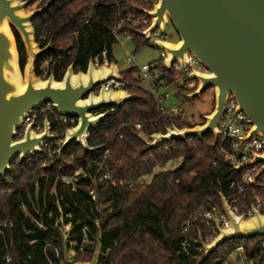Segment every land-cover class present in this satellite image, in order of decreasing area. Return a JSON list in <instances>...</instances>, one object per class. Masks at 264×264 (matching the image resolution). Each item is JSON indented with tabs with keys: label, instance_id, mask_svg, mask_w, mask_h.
Segmentation results:
<instances>
[{
	"label": "trees",
	"instance_id": "trees-1",
	"mask_svg": "<svg viewBox=\"0 0 264 264\" xmlns=\"http://www.w3.org/2000/svg\"><path fill=\"white\" fill-rule=\"evenodd\" d=\"M21 1L28 2L26 11L52 2L32 22L39 47L51 43V49L36 61L34 72L43 80L53 75L56 81L62 80L72 63L74 73L85 72L89 61L104 49L107 61L114 62L113 47L117 40L111 36L113 28L121 18L142 16L141 10L149 8L143 0ZM13 32L23 70L25 49L19 35ZM125 32L133 36L137 49L146 44L140 31L131 25L122 26L120 34ZM121 76L124 90L134 99L121 108L107 109L112 114L97 130L89 133L88 150L73 144L53 159L33 158L26 163L16 159L5 179L0 180V225L6 224L4 234L0 235V264H4L7 252L11 255V264H67L68 246L63 241L60 225L56 226L61 217L64 223H72L75 260L80 262L222 264L233 249L244 245L253 264H264L261 238L227 242L202 263H199L202 254L192 259L191 254L182 250L183 223L196 214L201 205L215 204L221 208L219 193L226 197L230 192L228 180L240 179L243 171H233V164L224 160L225 154L232 152V141L216 142L211 135L202 139L188 138L186 142L173 141L138 156L146 139L164 132L167 126L182 129L200 123L161 113L152 95L140 85L136 68H130ZM166 78L170 88L175 90L174 97L185 98L184 90L174 84L173 73H166ZM137 124H141L140 130L136 129ZM63 129L62 123L53 126L58 134ZM101 143L111 148L108 166L112 177L146 178L143 187L139 184L132 189L105 186L100 190L101 199L109 204L111 211L101 219L98 229L94 225L97 213L89 199V184L79 181L73 192L69 185L54 181L58 174L72 175L78 168L89 166L102 151L97 148ZM175 160H180L175 168L160 169L152 174L154 166L162 168ZM245 192L247 196L240 200L241 210L256 197L264 198V174L255 185L248 184ZM85 226L92 234L98 233L97 242H81ZM206 233L207 229H203L202 235ZM192 236L196 237L195 229Z\"/></svg>",
	"mask_w": 264,
	"mask_h": 264
},
{
	"label": "water",
	"instance_id": "water-1",
	"mask_svg": "<svg viewBox=\"0 0 264 264\" xmlns=\"http://www.w3.org/2000/svg\"><path fill=\"white\" fill-rule=\"evenodd\" d=\"M155 1L157 3L152 10H141L152 19V23L140 32V36L148 41L158 28L163 32L165 26L171 24L179 41H156V45L166 53L167 71L172 72V64L176 61L185 66L187 54L191 53L209 73L192 70L187 81H196L198 87L185 98L193 100L212 89L214 108L202 117V124L182 129L172 125L164 134H152V142L146 143L138 156L173 141L186 142L188 138L202 139L211 135L217 142L218 126L230 96L251 126L241 142L264 135V0ZM51 3L26 11L27 1L0 0V180L5 179L16 159L19 163H26L28 157L42 152L47 141L58 137L50 134V123L46 120L43 133H34L31 124L22 139L14 140L16 130L33 109L50 103L60 116L77 120L74 127L65 130L64 141L57 151L61 156L73 144L88 150L89 133L97 130L112 114L107 109L121 108L134 99L127 90H104L103 84L107 81L123 79L114 62L109 67L96 69L90 60L86 71L78 73H74L72 63L61 81H56L53 75L45 80L35 75V63L51 49V43L44 48L39 47L32 22ZM13 31L19 35L25 49L23 70ZM252 165L260 166L251 183L255 185L264 174V154L254 155L250 161L232 170L240 172ZM219 198L228 228L221 229L215 221L218 235L209 244H203L204 254L199 263L227 242L264 240V214L253 209V217L244 220L243 215L236 216L231 211L223 194L219 193Z\"/></svg>",
	"mask_w": 264,
	"mask_h": 264
},
{
	"label": "built area",
	"instance_id": "built-area-1",
	"mask_svg": "<svg viewBox=\"0 0 264 264\" xmlns=\"http://www.w3.org/2000/svg\"><path fill=\"white\" fill-rule=\"evenodd\" d=\"M149 5L147 10H152L154 5H156L155 0H143ZM93 5V3L91 2ZM152 23V19L144 14L142 16H126L121 18L119 23L113 28L111 36L118 40L120 37H125L127 39H133V36L130 33L120 34L122 26L124 24H129L133 28L139 30L140 32L145 31ZM158 28L155 32L152 33L151 38H160L156 41H166L163 32H158ZM149 39V40H150ZM155 41V45H156ZM157 46V45H156ZM107 52L102 50L98 55L93 58V65L97 69L101 66L108 67L109 62L106 59ZM166 53L162 50L160 59L156 62L146 64L142 67H135L138 70V78L142 87H144L153 97L158 110L161 113H169L175 118L185 119V113L182 106L172 105L171 108L165 106V103L171 99L167 90L170 88L168 85V79L166 78V73H170L166 69ZM126 63L134 68L133 58L126 59ZM192 70H196L202 74H208L209 71L194 57L191 53L187 54V61L185 66H182L180 61H176L172 64V72L174 76V84H177L178 89L184 90L187 94L194 92L198 83L196 81H187V77L191 74ZM118 74H120L118 72ZM185 80L187 82H185ZM123 80H109L103 84L104 90L109 91H118L124 90ZM98 91V90H97ZM48 121L50 123V134L57 135V139L47 141L42 147V152L37 154L34 157H28L27 161L32 160L33 158L43 159L47 157L48 159H53L57 155L59 147L64 141L65 130L71 127H74L77 124V120L71 117H62L60 116L53 105L50 103H45L39 109H33L31 113L24 118L22 125L19 129L16 130V136L14 140H20L24 137L27 126L33 124L32 131L36 134H41L44 131V122ZM55 123H62L64 129L61 134L54 132L53 126ZM171 126H167L166 129H170ZM251 126L247 124L245 115L237 109V104L232 96H230L229 101L226 105L225 114L222 121L218 126L219 130V140L225 142L228 140L232 141L231 153H226L224 160L233 164V167L239 166L244 162L250 161L254 155L264 154V135H258L250 138L245 142H241V139L245 137ZM136 129H141V124L136 125ZM163 134L165 133L162 132ZM122 138V136H120ZM152 142L151 137L149 136L145 143ZM98 149H102L99 156L94 159L89 166L78 168L72 175L58 174L55 177V184L61 182L70 186L71 191L76 192L77 183L79 181H85L89 184V199L90 202L94 205L95 211L97 213V219L94 222L96 228H100L101 219L105 216L106 213L111 211V208L107 209L105 203L100 197V190L105 186L116 187H128L132 189L136 184L144 186V180L146 177H140L136 180L128 179H117L111 176L108 162L110 159L111 148L106 143H101ZM180 160L173 161V164L179 163ZM172 164L171 161L162 168L154 166L152 168V174L157 171L166 170L169 168V165ZM259 165H252L242 169L243 174L240 179L230 178L228 180L230 192L226 196V200L231 211L236 216L243 215L244 220H248L253 217V209L257 210L260 214H264V198L256 197L255 201L251 203L245 210L240 208V200L243 197H246L245 187L248 184H251L255 174L259 169ZM55 192V190H53ZM215 221H218L219 227L221 229L228 228V220L225 214L222 211V208H219L217 205L213 204L211 207L201 205L197 210V213L190 216L188 220L183 223V228L181 234L183 235L182 240V250L187 254H191L192 259H196L198 256L196 254H204L203 244H209L213 241L218 235V231L215 226ZM36 224L39 227L42 225L38 222ZM60 225L62 232V237L64 243L68 246L66 249V257L68 260L67 264H93L91 262H80L75 260L76 252L74 246L75 241L71 239V226L72 223H64L63 217H61L56 226ZM6 227V224L0 225V235L4 234L3 228ZM192 229H195L196 237L192 236ZM203 229H207L205 236L202 235ZM82 238L81 242L86 243L89 240L93 242L98 241V233L92 234L90 230L85 226L82 229ZM251 247V243L248 245ZM264 248V243L262 245ZM191 249L193 254L190 253ZM235 259L240 264H253L251 260L248 259L247 250L244 245H240L233 249L229 254L226 260L222 264H229L231 259ZM4 264H11V255L7 252L4 256Z\"/></svg>",
	"mask_w": 264,
	"mask_h": 264
},
{
	"label": "rangeland",
	"instance_id": "rangeland-1",
	"mask_svg": "<svg viewBox=\"0 0 264 264\" xmlns=\"http://www.w3.org/2000/svg\"><path fill=\"white\" fill-rule=\"evenodd\" d=\"M162 34L165 36L167 42L177 43L179 41V37L171 24H167L165 26L164 32ZM157 39L160 38L153 37L146 41V44L137 49L134 41L125 37H120L113 47L114 64L120 73L119 75L121 76L122 73L128 71L131 68V66L126 63V59L128 58H133L134 68H140L146 64L158 61L160 59L162 49L155 45V41ZM43 78H46V76L44 75ZM167 93H169L171 99L165 103V106L168 108H171L172 105L182 106L185 113V118L189 122H197L200 124L203 123L202 117L211 113L214 108V92L212 89L204 92L193 102L187 101L185 98L174 97L175 90L172 88H169ZM56 156H58V153ZM177 164H170V169L175 168ZM106 208H110L109 204L106 205ZM229 264L240 263L235 261L233 258L229 261Z\"/></svg>",
	"mask_w": 264,
	"mask_h": 264
}]
</instances>
